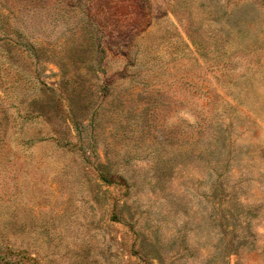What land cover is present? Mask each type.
<instances>
[{"label":"rangeland","instance_id":"374dc122","mask_svg":"<svg viewBox=\"0 0 264 264\" xmlns=\"http://www.w3.org/2000/svg\"><path fill=\"white\" fill-rule=\"evenodd\" d=\"M0 264H264V0H0Z\"/></svg>","mask_w":264,"mask_h":264}]
</instances>
